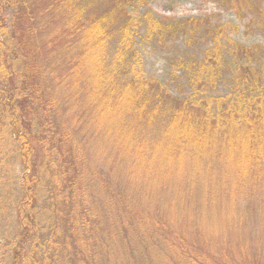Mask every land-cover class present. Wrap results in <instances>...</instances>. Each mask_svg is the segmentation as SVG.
<instances>
[{
	"label": "trees",
	"instance_id": "16d2710c",
	"mask_svg": "<svg viewBox=\"0 0 264 264\" xmlns=\"http://www.w3.org/2000/svg\"><path fill=\"white\" fill-rule=\"evenodd\" d=\"M4 1L12 18L9 21L0 12V264H215L191 241L189 251L183 249L169 263L163 262L168 246L177 249L164 237L165 220L146 208L138 211L133 194L115 182L120 178H108L86 151L88 121L103 111L97 103L107 111L112 108L110 102L127 72L117 68L120 63L128 69L133 64L131 22L135 27L146 25L147 40L165 31L182 33L180 22L163 23L151 13H145L141 22L128 14L119 40L128 57L115 54L106 66L110 33L102 23L105 15L88 19L77 0H46L58 16L70 9L73 23L62 28V36H45L43 49L48 53L43 55L38 36L44 24L38 22L32 0ZM11 31L20 33L23 41ZM213 37L200 65L208 79L196 82L192 93L174 105L164 129L176 134L173 142L178 148L189 152L218 146L235 155L240 151L264 170V90L249 93L250 100L246 90L236 89L224 97L200 93L202 85L209 89L215 84L222 66L223 46L216 32ZM85 69L93 84L86 82ZM134 71L130 92L124 88L118 93L124 100L121 104L134 94L145 96L144 91H135L140 74ZM83 101L91 107H84ZM62 109L66 116L60 115ZM6 147L10 152L5 154ZM10 157L26 171L20 184L16 171L6 166Z\"/></svg>",
	"mask_w": 264,
	"mask_h": 264
},
{
	"label": "rangeland",
	"instance_id": "374dc122",
	"mask_svg": "<svg viewBox=\"0 0 264 264\" xmlns=\"http://www.w3.org/2000/svg\"><path fill=\"white\" fill-rule=\"evenodd\" d=\"M77 5L86 10L84 16L88 19L106 16L102 22L110 33L106 66L115 54L128 57L119 46L128 14L141 22H145V13L163 23L178 20L183 29L182 33L165 31L147 40L146 25L135 27L131 22V30L135 31L133 64L128 69L125 62L120 63L118 72H127L120 78L118 92L110 102L112 108L107 111L98 102L103 111L97 118L93 113L87 125L86 151L92 162L99 163L100 171L108 178H120L115 182L133 194L138 211L146 208L145 212L165 220L164 237L177 249L167 245L164 255L168 258L163 262L169 263L183 249L189 251L191 241L215 264H264L262 167L252 165L240 151L236 155L225 153L218 146L191 148L188 152L173 142L174 132L164 129L174 105L192 93L196 82L208 79L200 65L214 44L215 32L223 46L222 66L215 84L209 89L202 85L200 93L224 97L236 89L246 90L250 100L249 93L264 90V0H77ZM30 6L39 11L38 22L44 24L38 36L41 42L47 40V35H61L62 28L73 23L68 18L70 9L58 16L48 9L46 0H32ZM0 12L10 21L12 9L4 0H0ZM11 33L23 41L20 33ZM43 48L45 42L38 51L45 52ZM249 56L252 61H248ZM249 62L252 67H248ZM47 69L50 80L53 68L49 65ZM134 70L140 74L135 91H144L146 107L141 95L134 94L125 104L118 95L124 88L129 89L127 92L132 89L130 76ZM84 78L91 82V73L86 69ZM83 106L91 107L88 101H83ZM64 109L60 115L66 116ZM193 121L197 123V117ZM9 152L10 148L3 149V153ZM9 161L6 166L16 171L20 184L26 171L12 157ZM8 224L2 229L6 230Z\"/></svg>",
	"mask_w": 264,
	"mask_h": 264
}]
</instances>
